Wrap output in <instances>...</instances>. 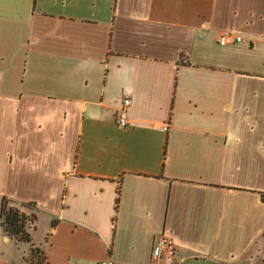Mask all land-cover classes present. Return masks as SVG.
Here are the masks:
<instances>
[{"label":"crops","instance_id":"0c3cea01","mask_svg":"<svg viewBox=\"0 0 264 264\" xmlns=\"http://www.w3.org/2000/svg\"><path fill=\"white\" fill-rule=\"evenodd\" d=\"M4 198L44 264H264V0H0Z\"/></svg>","mask_w":264,"mask_h":264},{"label":"trees","instance_id":"16d2710c","mask_svg":"<svg viewBox=\"0 0 264 264\" xmlns=\"http://www.w3.org/2000/svg\"><path fill=\"white\" fill-rule=\"evenodd\" d=\"M25 210H31L32 213L27 215ZM36 212L37 206L34 203L9 202L6 198L2 199L0 227L7 238L29 246L31 257L25 259V264H44L45 262L42 251L33 244L30 235L31 229L35 228L37 222ZM53 227H55V224H53ZM35 252H39L38 254L42 256L37 261L33 259Z\"/></svg>","mask_w":264,"mask_h":264},{"label":"built area","instance_id":"2783aa9c","mask_svg":"<svg viewBox=\"0 0 264 264\" xmlns=\"http://www.w3.org/2000/svg\"><path fill=\"white\" fill-rule=\"evenodd\" d=\"M242 41L243 38L238 35L231 33H223L220 35L218 43L221 46H232V45H237ZM130 105H131V100L125 99L123 101L122 107L117 112L116 123L121 128H125L128 125L127 111ZM154 252L155 253L159 252L162 254L164 253L170 259H176L178 257V252L173 239L165 234H163L159 238ZM100 264H113V263L102 262Z\"/></svg>","mask_w":264,"mask_h":264},{"label":"rangeland","instance_id":"374dc122","mask_svg":"<svg viewBox=\"0 0 264 264\" xmlns=\"http://www.w3.org/2000/svg\"><path fill=\"white\" fill-rule=\"evenodd\" d=\"M10 206V205H9ZM25 212L27 213V215H30L31 213H32V211L31 210H25ZM3 235V232H2V230H1V228H0V246H2L3 244V241H2V236ZM4 239V238H3ZM23 247V249L25 250V251H27V247H28V245H26V244H23L22 246H21V248ZM39 253V252H38ZM37 252H35V255H34V258L33 259H35V261H37L40 257H42L41 255H39ZM29 258L31 257V254H29V256H28ZM27 257V258H28Z\"/></svg>","mask_w":264,"mask_h":264}]
</instances>
